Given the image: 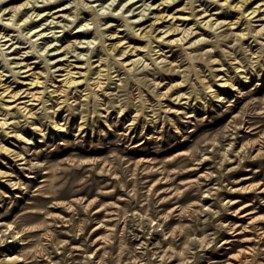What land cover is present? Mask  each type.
Wrapping results in <instances>:
<instances>
[{
    "label": "rangeland",
    "instance_id": "1",
    "mask_svg": "<svg viewBox=\"0 0 264 264\" xmlns=\"http://www.w3.org/2000/svg\"><path fill=\"white\" fill-rule=\"evenodd\" d=\"M59 1L40 0L37 4L43 9ZM135 1L62 0L64 4L46 8L35 18L71 6L48 19L59 23L46 25L49 21L43 20L32 31L22 20L28 8L24 15L15 16L21 19L15 23L16 30L10 31L15 39L3 47L18 42L5 48L7 61L0 54V121L3 112H10L8 123L0 124V145L15 148L26 158L17 161L0 147V168L12 173L0 174V264H135V260L138 264H264V28L260 33L252 30L254 25L263 27L264 18L250 19L242 13L245 6H256L260 0H172L158 8L156 3L162 0H146L152 4L147 12H154L127 21L126 15L132 16L142 7L135 9L143 2L138 1L131 8ZM236 2H242L241 8L234 7ZM9 6L6 10L0 7V20ZM204 7L208 11L198 14ZM165 12L175 14L180 30L192 27V32L183 40H178L183 35L180 30L160 39L158 34L169 18L155 22L154 18ZM59 14H69L68 19ZM10 15L4 14L2 21H9ZM133 18L136 21L131 23ZM229 20L236 22L229 24ZM77 23H86L84 28L90 30L85 42H77L84 47L75 53L82 51L83 58L70 56L74 50L50 58L65 48L58 51L54 46L75 38L71 35ZM242 28L247 30L244 36L240 35ZM142 30L146 35L140 34ZM22 31L36 41L19 42ZM7 38L0 35L1 43ZM122 43L146 49L119 57ZM111 45L112 51L108 50ZM19 49L22 51L17 53ZM26 49L29 51L23 53ZM21 53L26 58L23 63L32 61L31 68L10 62L21 59ZM40 54H46L47 61ZM216 56L223 59L224 66L214 60ZM239 59L244 60L245 71L237 69ZM100 64L106 72L114 71L104 79L106 88L99 91L102 98L91 87ZM11 67L21 69L20 75H11ZM65 68L81 79L76 91L79 97L67 104L60 101L66 96L56 93L44 103L51 84H60ZM41 71L44 83L40 89L47 87L35 101L23 91L30 88L31 73ZM161 72L172 77L158 84ZM223 73V78L238 77L237 91L219 86ZM203 74L215 88L220 87L222 101L204 87ZM183 78L182 92H190V103L162 100L158 93L166 89L163 84ZM138 84L144 90L140 95ZM247 91L250 94L243 96ZM74 94L75 88L69 96ZM146 94L156 98L155 106L145 99ZM57 95L62 96L58 104ZM158 99L193 115L170 113ZM51 104L55 107H48ZM137 107L142 116L133 130L127 125ZM30 109L32 113L27 112ZM54 109L58 119L66 122L63 131L53 121ZM81 110L88 129L79 134ZM125 111L128 114L122 117ZM224 111L228 114L220 118ZM153 114L158 116L151 121ZM248 119L257 126L251 132L244 127L250 123H246ZM40 124L43 131L37 128ZM20 133L32 139L25 141ZM115 133L126 137L124 144L106 141ZM174 143L175 149L166 150ZM100 147L105 148L96 150ZM94 158L106 159L110 166L103 171L101 164L95 167ZM8 177L13 185L7 183ZM233 200L236 202L231 203Z\"/></svg>",
    "mask_w": 264,
    "mask_h": 264
},
{
    "label": "bare ground",
    "instance_id": "2",
    "mask_svg": "<svg viewBox=\"0 0 264 264\" xmlns=\"http://www.w3.org/2000/svg\"><path fill=\"white\" fill-rule=\"evenodd\" d=\"M14 1H17V0H0V7L1 8H3L2 6H5V8H3V9H8V6L10 5V4H12V5H10L9 6V10H8V12H5L4 14H8V13H11V15H10V17L8 18V20L9 21H7V22H3L2 21V19L4 18L3 17V15L4 14H2L1 15V20H0V26H1V29H0V35H1V37H7V36H9V38H7L5 41L6 42H4V43H1V39H0V54H2V56H3V58H6L5 59V61H7V57H6V54H9V53H7L6 51H5V48H8V47H11V45H14L15 43H17L18 42V39L16 40V41H14V42H12V44L10 45V46H7V47H3L7 42H9L10 40H12V39H15V36L13 37L12 35L13 34H10V31H12V30H16V26H15V23L16 24H18L19 23V21H21V19L20 20H16L15 19V16L16 15H19V14H21V15H24V9H26V8H28V11L25 13V14H27L28 12V14L27 15H25V17L24 16H22L23 17V24H28L29 26L31 25V31L33 30V29H36V28H38L39 26H42V22H43V20L45 21V20H48L49 19V17H51L52 16V18H54V17H56V15L54 14L56 11H59L60 9H70V8H72L71 6H66V7H64L63 6V8H58V10H54L53 11V13H51L50 14V10L48 11V12H46V15H43V16H41L40 18H38L37 20L35 19L37 16H39V15H41L42 14V12L44 13L45 12V10H46V8H50V9H52V8H54V7H56L57 5H60V4H64V3H62V0H60L59 1V3H50V5L49 4H46V7L45 8H41L40 7V5H38L37 4V1H40V0H18V1H20L19 3H14ZM41 1H52V0H41ZM93 1H96V0H93ZM138 1H143L139 6H137V7H135V9L136 8H138V7H140V6H142L141 7V9H140V11L139 12H135L132 16H127L126 15V20L128 21V19L130 18V17H134V16H137V18L139 17L140 19L143 17V15H148L150 12H154V10H151V11H149V13L147 12V10L148 9H150L151 7H152V4H149L146 0H136L135 2H133L132 4H131V8H132V6H134ZM172 0H162V1H160L159 3H156L157 4V6H155L156 8H158L159 6H160V4L161 3H164V4H168V3H166V2H171ZM175 1V0H174ZM223 1H225V2H229V0H223ZM243 1H246V0H243ZM259 2V4L258 5H256V6H252V5H249V6H245L244 7V9H242V13H244V15L246 16V17H249L250 19H252V18H254V17H257L259 20L260 19H263L264 18V0H260V1H258ZM120 3V2H119ZM112 4V3H111ZM118 4V3H117ZM120 5V4H119ZM22 6H23V8H22ZM241 6H242V2L241 3H239V2H236V4L234 5V7H238V8H241ZM131 8H129V9H127V10H131ZM19 9V10H18ZM133 10V9H132ZM206 11H208V7H204L202 10H200L199 11V13L198 14H200V15H203V13L204 12H206ZM108 12V11H107ZM222 13H224V14H226V15H229V13L228 12H223L222 11ZM69 15V14H68ZM68 15L66 16L65 14H59L58 15V17H60V16H63V19L64 18H66L67 17V19H68ZM211 16H212V13L210 14ZM111 16H112V14H111ZM125 16V14H122L121 15V17H124ZM29 17H30V21H29ZM165 17H168L169 19H168V22H169V24L166 26V28H164V29H162L161 30V33L160 34H158V37L161 39V38H163L166 34H168L169 32H174V31H178V30H180V25L178 24V23H176L175 21H174V18H175V14L174 13H162V14H156V16H155V18H154V22L155 21H157V20H159L160 18H165ZM210 18V17H209ZM209 18H207L206 19V22H205V24L207 23V21H208V19ZM134 19V18H133ZM205 20V18L204 19H201L199 22L201 23V22H203ZM219 20V17H216V21L215 22H217ZM10 21H13V22H10ZM49 21V20H48ZM60 21V20H59ZM59 21H55L54 19H51L50 21H49V23L48 24H46V25H49V24H51V23H55V25H57V23H59ZM74 21V20H73ZM129 21H131V23H134L136 20L134 19V20H129ZM30 22V23H29ZM236 21L235 20H229L228 21V23L229 24H234ZM45 23V22H44ZM34 24V25H33ZM86 24V23H85ZM85 24H76L75 25V27L74 28H77V30H76V32L73 34V35H71L72 37L74 36L75 38L72 40V41H70V42H68L67 44H64V43H61L60 45H58V46H54L53 47V50L54 49H56V50H61L63 47H65L63 50H61L59 53H57L56 55H54V56H51L50 58H56V57H58V55L59 54H61V56L62 55H66V54H68L69 52H71L72 50H74V53H72L70 56H72V55H75V56H77L78 57V59H80L81 57L83 58V56H80V53L82 52V51H79V52H77V53H75V51L77 50V48L78 47H84V46H80V45H78L77 44V42H79V43H83V42H85V39L84 38H86L88 35H89V33H90V30L89 29H87V28H84V26H85ZM14 25V26H13ZM33 25V26H32ZM54 25V26H55ZM61 25V24H60ZM59 25V26H60ZM22 25H20V27H21ZM25 26V25H24ZM112 26V25H111ZM25 27H27V25L25 26ZM51 27V26H50ZM58 27V26H57ZM62 27H64V24H63V26ZM86 27H88V26H86ZM52 28H53V26H52ZM140 28V27H139ZM263 28H264V25H263V27H257L256 25H254L253 26V28H252V30L255 32V33H260L262 30H263ZM40 29V28H39ZM73 29V28H72ZM72 29H71V31L70 32H68V30H66V32L64 33L65 34V37H67V36H70V34L72 33ZM19 30V29H18ZM44 30V29H43ZM107 30H109V28L107 29ZM4 31V32H3ZM24 31V30H23ZM21 32V39L19 40V42H28V41H31L32 43H34L35 41H33L32 40V38L31 37H33L32 35H31V37H27V36H25L24 34H29L28 32L27 33H24V32ZM29 31V30H28ZM106 30H103V32H105ZM181 31H183V35H181L180 36V38L178 39V40H183V39H185L187 36H188V34L189 33H191L192 32V27H189V28H187V29H184V30H180V32ZM7 32V33H6ZM34 32H36V31H34ZM38 32H40V31H38ZM37 32V33H38ZM51 32V31H50ZM48 33V32H47ZM54 34V33H53ZM110 34V33H109ZM141 35H146L145 33H143V30L141 31V33H140ZM247 34V30L245 29V28H242V29H240V35L241 36H244V35H246ZM36 35V34H35ZM111 35H113V34H110V36ZM29 36V35H28ZM54 36H55V34H54ZM41 37V36H40ZM35 38H37V37H35ZM83 38V39H82ZM39 39V38H38ZM55 39V38H54ZM79 39V40H78ZM59 40H61V39H59ZM92 41V40H91ZM52 42V41H51ZM120 42H122V41H120ZM196 43V42H195ZM113 45H115V44H113ZM35 46V45H34ZM75 46V47H74ZM89 46V45H88ZM88 46H87V48H88ZM122 49L120 50V52L118 53V56L119 57H122V56H124L126 53H129V52H131V53H133V52H135V51H137V50H139V49H142V51L144 50V49H146V47L145 46H143V47H141V46H136V45H131V44H127V45H124V43H122ZM28 48L30 47V46H27ZM32 47V46H31ZM113 46L111 45V46H109L108 47V50H113L114 49V47L112 48ZM155 47H157V45H155L153 48H152V50H155ZM89 49V48H88ZM19 51H22L21 49H19L18 51H16L17 53L19 52ZM27 52V51H29V49L27 50H24L23 51V53L24 52ZM158 51V50H157ZM15 52V53H16ZM253 52H256V51H254L253 50ZM23 53H21V56H20V58L21 59H15V60H10V62H16V66H18L20 63H21V65H20V68L21 67H25V66H29L30 68H31V62H25V63H23L22 62V60H24V59H26V58H23L22 57V54ZM40 53V52H39ZM33 55H35V53H33ZM47 55H48V53H47ZM40 56H43V60L44 61H47L46 60V54L45 55H43V54H40ZM256 56V55H255ZM16 57V56H15ZM81 58V59H82ZM88 58V60H89V57H87ZM234 59H236L237 58V56H234L233 57ZM100 59L101 60H103L104 58L103 57H100ZM214 60H216L217 62H219L220 63V65L221 66H224L225 65V62L223 61V59L221 58V57H214ZM244 60L243 59H239L238 60V64H237V69H239L240 71H245L246 69L244 68V66L246 65V64H242V62H243ZM8 63V62H7ZM59 62H56L55 64H53V65H51L50 67H49V72H50V68L52 67V66H56L57 64H58ZM102 64H100V66L98 65V68H97V70H95L94 71V73L96 74L95 76H93L92 77V79H93V81H92V84H91V87H92V93H94V95H97V97L99 98V97H101L102 98V96H101V94L99 93V91L100 90H103L104 88H106V84H105V80H106V78L107 77H111V76H113V74H114V71H107L106 72V69L102 66ZM179 66H182V64H180ZM112 67V66H111ZM111 67H109L108 69L110 70V68ZM242 67V68H241ZM29 68V69H30ZM217 69H220V70H222L221 68H217ZM200 70H202V69H200ZM10 71H12L13 73L11 74V75H14V76H17V75H20V72H21V69H19V70H14V69H12V67H11V69H10ZM105 71V72H104ZM42 73V71L41 72H39V73H35V72H32L31 73V75H33L31 78H30V80H29V83H28V85H29V89H27V90H24L23 92H25V95L26 96H29L30 95V98L31 99H33V100H39L40 98H41V96H42V92H43V89H45L47 86H44V88L43 89H40V86H41V84H43L44 83V80H40V74ZM3 74V72L2 71H0V80H1V77L3 76L2 75ZM215 75H217V76H219L220 75V73H218V72H216V73H214ZM107 75H109V76H107ZM224 75H226L225 73H223L222 74V76L220 77V78H222V84H219V86L221 85V87H226V89H228V90H231V91H237V89L238 88H240V87H237V82H238V77L236 78V77H234V76H231V75H229V76H227V77H225V78H223L224 77ZM172 77V75H166L165 73H159V78H157L156 80L158 81V84H161L162 83V81L163 80H165L166 78H171ZM242 76H245V77H247V75H242ZM255 78V77H254ZM105 79V80H104ZM120 79V78H119ZM159 79V80H158ZM80 80L81 79H78L77 77H76V72L75 71H73V70H71V69H67V68H65V72L63 73V78H62V80L60 81V84L59 85H56V83L54 82L53 84H51L52 85V88H51V90L50 91H48V96H47V98H43L42 99V101L45 103V102H47L48 100H52L53 99V97L54 96H56V93H58V94H61L62 93V95L63 96H66V97H64L63 99H61L60 101L61 102H67V104H68V100L69 99H73L72 101H75V100H77V98L79 97L77 94H76V91L78 90V86H77V84L80 82ZM172 81V80H171ZM202 81H203V84H204V87L207 89V91H211L212 93H214L213 94V97H215V98H217V100H223L225 97H223V95H222V92L220 91V87L218 88H215L214 86L216 85L215 83H212L211 82V79H209V80H207V75H204L203 74V76H202ZM252 81V80H251ZM185 82V79L183 78V80H181V81H179V82H175V83H172L171 85H169V82L167 83V82H165L164 84H163V88H166L165 90H163V91H161V92H159L158 93V95L161 97V99L162 100H165V101H170L171 103H183V102H185V103H190V102H188V98L190 97V92H189V95H186V93H188L187 91H185V92H182V87H183V83ZM242 82V81H241ZM137 83V82H136ZM245 84V83H244ZM262 84V83H261ZM133 86H134V84L133 85H130L129 86V89H130V92H133ZM75 88V94L74 95H71V96H69L71 93H72V91H73V89ZM136 88H138L139 89V91L138 92H140L139 93V95L141 94V93H143L144 92V90L143 89H141V86L138 84L137 86H136ZM256 88L257 89H259V87L258 86H256ZM255 88V89H256ZM263 88V87H262ZM8 88H6V90H7ZM84 89H87V86L84 88ZM222 89V88H221ZM251 90V89H250ZM252 92V91H251ZM19 92H17V93H15V94H13V95H11V97H14V96H16L17 94H18ZM176 95L173 99H171L170 98V96L171 95ZM250 94V91H247V93L246 94H243V96L245 95V96H247V95H249ZM58 96V95H57ZM62 96H58L57 98H56V100H57V104L58 103H60V101H58L60 98H61ZM135 98H138V95H136V96H134ZM201 97V96H200ZM242 97V95H240L239 97H237V99H236V101H235V104L236 103H238L239 101L238 100H240V98ZM145 99L147 100V101H149V103L152 105V106H155V104H153L152 102L156 99L153 95H151V94H146V96H145ZM161 99H158L157 101H159V104H162V106H165L166 107V111H168V112H170V113H181V114H184V115H186V114H189V115H187V116H191V115H193V114H191V113H189V111L188 110H186V109H181L180 107H174V106H170L169 104H164V102L165 101H163V102H161L162 100ZM176 100H178V102H176ZM184 100V101H183ZM105 102H102L101 104H104ZM136 104V103H135ZM70 105H72V103L71 104H69V106ZM93 105V104H92ZM161 106V107H162ZM23 107H25V106H23ZM48 107H51V108H54L55 107V104H51L50 106H48ZM160 107V108H161ZM25 108H27V107H25ZM24 108V109H25ZM89 110H91V111H93V109H90V108H88ZM96 109V107L94 108V110ZM141 108H139V107H137V108H135V112L136 113H134V115L133 116H131V119L129 120V122H128V125H127V127L128 128H133V130H134V128H136V126H138L137 124H138V119L140 118V120H141V116H142V112H140L139 110H140ZM156 109L157 108H152L151 109V111H153L154 113H157V111H156ZM1 110V109H0ZM84 110V109H83ZM83 110H81L80 111V116H79V118H81L79 121H78V127H77V131H79V134H82V133H84L87 129H88V126H85V123H86V120H87V118H86V114H84L83 113ZM4 111V110H3ZM27 112H30V113H32L31 112V109L30 110H28ZM84 112H85V110H84ZM9 113L10 112H8V111H5V112H3L2 114H4L5 115V117H4V119L2 120V121H0V124L2 125V126H4L6 123H8V119H9V117H8V115H9ZM128 114V111H125L121 116L122 117H124V116H126ZM228 113H227V111H224V112H222V114L220 113L219 114V117L220 118H222V117H225L226 115H227ZM158 115H160L161 116V113H159ZM158 115H156V116H154V114L152 115L153 117L151 118V121H154V119L158 116ZM53 116V121L56 123L55 125H58V129H60L61 131H63V130H65L64 129V125H65V123L66 122H64V123H62L61 122V119H64V118H59L58 119V117H57V114H55V109H54V114L52 115ZM259 116H262L261 114H259ZM180 117V116H179ZM236 119V118H235ZM234 119V120H235ZM156 120V119H155ZM76 121V120H75ZM163 121V120H162ZM178 121V120H177ZM181 121V120H180ZM156 122V121H155ZM250 122V123H249ZM246 123H249L248 125L247 124H245L244 125V127H247L246 128V131H248V132H251V131H253V129H255L257 126L256 125H253V121L252 120H250V119H248L247 121H246ZM37 128L39 129V130H41V131H43L44 130V128H42V124H40V125H38L37 126ZM181 129V128H180ZM67 130V129H66ZM72 133V132H71ZM20 136H21V138L23 139V140H25V141H29V140H31L32 138L31 137H28L26 134L24 135V134H19ZM110 135V134H109ZM69 136V135H68ZM175 137H176V135H174ZM97 137H95L94 139H96ZM107 138V137H106ZM97 139H99L100 141H101V143H104L105 144V142L107 141L109 144H115V145H119L120 144V140L122 141V144H124V142L126 141V137L124 136L123 138L120 136V135H118V134H111L110 136H109V138H107L106 139V141L104 140V138L103 137H99L98 136V138ZM67 145L68 146H71L72 145V143H67ZM0 147L1 148H3L5 151H9V153H11L12 155H13V159H15V160H17V161H20V160H24L25 158H26V156H24V154L22 153V152H20L19 150H17V149H13V148H11V147H9V146H7V145H3V144H1L0 145ZM177 147V144H171L169 147H167L166 148V150H173V149H175ZM104 148L105 147H100V148H98V149H96V150H99V151H102V150H104ZM108 148V147H107ZM122 148V147H121ZM179 153H182L183 154V152L181 151V152H179ZM185 153V152H184ZM144 158V157H143ZM146 160V159H145ZM84 162H87V161H90V159H85V160H83ZM91 161L94 163V165H95V167L96 166H99L100 164H101V170H103V171H105L106 169H108V167L110 166V163L109 162H107V160L106 159H102V158H94V159H91ZM190 169H192V168H190ZM0 174L2 175V176H9V175H11L12 173L10 172V171H8V170H2V168H0ZM11 178L12 177H8L6 180H7V183L8 184H12L13 185V182L11 181ZM59 181V180H58ZM56 182V181H55ZM15 184V183H14ZM236 190V189H235ZM261 191H263V190H261ZM236 202V200H233L231 203H235ZM246 205H248V204H246ZM100 225H97L96 226V228L97 227H99ZM17 233H19L20 231H16ZM136 261V260H135ZM134 261V263L135 264H138L139 263V261H137V262H135Z\"/></svg>",
    "mask_w": 264,
    "mask_h": 264
}]
</instances>
